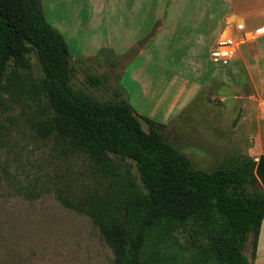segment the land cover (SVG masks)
Masks as SVG:
<instances>
[{
    "label": "rangeland",
    "instance_id": "1",
    "mask_svg": "<svg viewBox=\"0 0 264 264\" xmlns=\"http://www.w3.org/2000/svg\"><path fill=\"white\" fill-rule=\"evenodd\" d=\"M207 4L222 5L220 0H42L45 20L69 47L73 89L100 102L120 96L139 117L162 125L161 134L169 143L172 128L169 131L161 123L166 120L169 98L178 88L177 74L182 72L188 80L195 77L189 49L195 47L197 34L190 30L199 31L213 14ZM208 54L201 56L206 68L214 66ZM28 63V68L10 64L2 91L0 264H114V254L92 220L62 200L79 203L119 196L133 185L141 189L135 164L114 158L115 170L104 173L85 153L54 135H45L43 125L52 118V110L42 86L44 73L36 54L28 57ZM88 76L100 79V85H90ZM208 78L200 77L204 86ZM225 88L216 90V95L226 97L223 106L201 92L196 103L200 106L190 107L192 114H201L200 125L210 126L205 122L211 116L208 110L224 107L226 126L234 123L236 127L243 117L245 125L218 134L225 144L215 158L201 141L185 142L177 135L183 150L195 155L196 170L211 173L224 164L249 156L259 160L264 155V113L259 107L258 121L256 103L248 100L250 92L243 91L244 103L235 102L240 87ZM160 97L167 98L157 106ZM236 103L239 107L243 103V115L233 116ZM154 108L163 117L154 115ZM182 123L176 122L177 127ZM142 125L149 130L147 123ZM260 187L264 192L261 183ZM213 221L184 224L164 244L153 237L145 251L146 264H213L207 250L221 227ZM244 254L251 261L250 243Z\"/></svg>",
    "mask_w": 264,
    "mask_h": 264
},
{
    "label": "trees",
    "instance_id": "2",
    "mask_svg": "<svg viewBox=\"0 0 264 264\" xmlns=\"http://www.w3.org/2000/svg\"><path fill=\"white\" fill-rule=\"evenodd\" d=\"M32 53L44 73L42 86L52 110L43 125L45 135L85 153L104 173L115 170L114 158L135 164L141 189L133 185L119 196L79 203L62 200L92 220L111 248L114 264H146L145 251L153 237L164 244L182 225L203 220L221 226L207 250L213 264H253L264 221L257 162L242 158L211 173L196 170L167 142L162 125L139 117L120 96L100 102L75 91L69 47L45 20L42 0H0V107L10 64L28 68ZM87 81L92 86L101 83L92 76ZM248 243L251 261L244 254Z\"/></svg>",
    "mask_w": 264,
    "mask_h": 264
},
{
    "label": "crops",
    "instance_id": "3",
    "mask_svg": "<svg viewBox=\"0 0 264 264\" xmlns=\"http://www.w3.org/2000/svg\"><path fill=\"white\" fill-rule=\"evenodd\" d=\"M220 1L222 5L218 8H214L211 4H207L208 11L213 12V14H210L209 20L206 21L202 28H198L199 31L194 29L190 30V32L197 34L195 47L189 49L190 54L194 56V60H191L190 63L193 66L195 77L188 80V77L182 72L177 74L180 76V78L177 79L178 81L176 80L178 88L175 94L173 92L174 95L172 94L169 98L167 107L169 110H165L164 114L166 120L161 123L166 125L169 131H171L172 128V141L170 140V143H168L171 145L173 144V147L186 156L192 162L193 166L195 165L194 161H197L196 159L193 160L195 155L189 154L183 150L178 142L177 135L185 142L191 140L201 141L204 146L212 150L210 156H214L215 158L221 154L219 151L217 152V150L225 144V141L219 138L218 134L228 131L229 129L235 132L239 127H244L246 120L243 117L236 127H234V123L228 127V124L226 126V122L222 116V110L226 109L220 107V110L217 111H214L215 109L213 111L208 110L211 112V116L205 122H210V126H201L203 125L201 121V119H203L202 115L199 114V117H197L198 115L194 116L192 114L193 111L190 110L191 108L195 109V107L200 106L196 103L198 102L197 99L201 92L203 95H206L208 100H211V98L214 100L218 99L220 105L223 106L226 102V97L220 95L219 92L216 95V90H222L226 87L225 91H227L232 87V84H236L240 87V92L235 93V102H243V91L250 92L251 96L248 97V100H251L254 104L256 103L258 121L260 120L259 107L264 113V0ZM236 23H243L247 31L244 35L245 41L240 46L237 57L227 65L214 64L211 60L213 46L221 32L224 31L227 26L233 25L234 27ZM214 37H216L215 42L212 41ZM248 42L250 43L248 44ZM203 51L205 53L208 51L209 62L213 63V67H205L201 59V56L204 55ZM185 64L186 63L183 62L184 66ZM204 74L209 77L205 86L203 82L200 81V77ZM166 98L167 97L163 99V97H160L157 106H159L162 101H165ZM243 103H241L240 107L236 103L233 116L243 115ZM206 105L209 109L211 108L207 102ZM156 108L158 109V107ZM157 109L154 108L153 114L160 113L163 117V113L159 112ZM246 115L250 114L246 113ZM176 122L183 123L177 127ZM258 141H260L259 138ZM246 158H250L256 162L253 156ZM253 264H264V221L261 226L256 258Z\"/></svg>",
    "mask_w": 264,
    "mask_h": 264
},
{
    "label": "built area",
    "instance_id": "4",
    "mask_svg": "<svg viewBox=\"0 0 264 264\" xmlns=\"http://www.w3.org/2000/svg\"><path fill=\"white\" fill-rule=\"evenodd\" d=\"M247 33L243 23H236L227 26L219 35L211 51V60L216 65H227L234 60L239 52L240 46L244 43V35Z\"/></svg>",
    "mask_w": 264,
    "mask_h": 264
},
{
    "label": "water",
    "instance_id": "5",
    "mask_svg": "<svg viewBox=\"0 0 264 264\" xmlns=\"http://www.w3.org/2000/svg\"><path fill=\"white\" fill-rule=\"evenodd\" d=\"M257 166L255 169V176L258 181L264 186V155L259 160H256Z\"/></svg>",
    "mask_w": 264,
    "mask_h": 264
}]
</instances>
